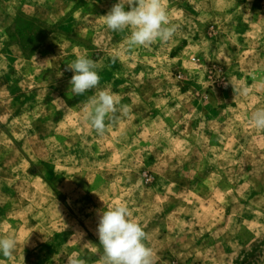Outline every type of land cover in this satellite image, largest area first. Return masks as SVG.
Wrapping results in <instances>:
<instances>
[{"label": "rangeland", "instance_id": "obj_1", "mask_svg": "<svg viewBox=\"0 0 264 264\" xmlns=\"http://www.w3.org/2000/svg\"><path fill=\"white\" fill-rule=\"evenodd\" d=\"M117 2L0 0V264H98L121 203L155 264H264V0H164L176 34L134 49L105 26ZM80 55L101 79L70 96ZM101 89L128 108L103 136L84 113Z\"/></svg>", "mask_w": 264, "mask_h": 264}, {"label": "clouds", "instance_id": "obj_2", "mask_svg": "<svg viewBox=\"0 0 264 264\" xmlns=\"http://www.w3.org/2000/svg\"><path fill=\"white\" fill-rule=\"evenodd\" d=\"M102 17L106 28L112 32L122 33L130 29L131 34L127 37L129 49L150 47L157 42L168 43L178 29L169 19L164 0H118ZM97 67V61L87 55H80L67 64L66 70L74 73L69 80L70 96H82L98 88L101 78ZM242 94L247 95L248 89L244 88ZM127 111V105H122L120 99L107 89L89 97L84 107L86 121L99 136L107 131L106 120L114 122L118 112L127 115ZM249 122L264 130V108L253 111ZM130 217L131 213L123 203L106 208L99 214L96 233L103 251L98 264H155L153 250L145 243L147 233ZM16 247L14 236L0 237V255L4 258L11 259ZM68 264L87 262L77 258L68 259Z\"/></svg>", "mask_w": 264, "mask_h": 264}]
</instances>
